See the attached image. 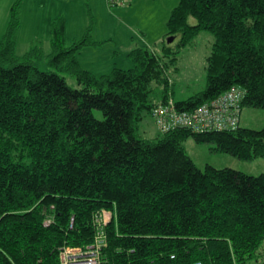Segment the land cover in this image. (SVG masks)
Masks as SVG:
<instances>
[{"label": "trees", "instance_id": "16d2710c", "mask_svg": "<svg viewBox=\"0 0 264 264\" xmlns=\"http://www.w3.org/2000/svg\"><path fill=\"white\" fill-rule=\"evenodd\" d=\"M20 5L13 3L0 35V264H59L62 246L92 240L101 210L113 213L105 226L107 264L256 261L264 242V174L199 169L183 142L192 138L251 161L264 158V126L176 128L140 138L138 123L172 97L167 68L201 31L214 38L206 85L176 107L193 109L238 86L242 108L264 110V0H179L158 42L131 49L132 67L99 77L76 58L101 44L91 39L90 12L85 33L69 45L63 19L52 22L53 70L42 71L34 43L16 53ZM153 83L162 99L150 103Z\"/></svg>", "mask_w": 264, "mask_h": 264}, {"label": "crops", "instance_id": "0c3cea01", "mask_svg": "<svg viewBox=\"0 0 264 264\" xmlns=\"http://www.w3.org/2000/svg\"><path fill=\"white\" fill-rule=\"evenodd\" d=\"M36 1L41 13L40 15L36 13L28 32L21 23L17 33L16 49L24 44H26L24 47L29 48L34 40H38L36 37L41 36L38 32L41 29L45 33L43 39L48 44L51 24L57 18L63 19L64 42L65 45H69L73 40L83 36L89 23L86 13L88 8L87 11L94 20L91 39L101 44L97 47L82 48L77 53V60L81 51L92 49L97 51V66H117L115 60L119 58L121 59L118 61L119 64H123L124 68H130L132 62L128 56L129 51L135 47H149L162 38L170 11L179 0H126L128 2L126 6L115 8L109 7L107 0ZM12 2L0 0V35L6 29Z\"/></svg>", "mask_w": 264, "mask_h": 264}, {"label": "rangeland", "instance_id": "374dc122", "mask_svg": "<svg viewBox=\"0 0 264 264\" xmlns=\"http://www.w3.org/2000/svg\"><path fill=\"white\" fill-rule=\"evenodd\" d=\"M12 5L16 0H12ZM38 2L36 0H21L19 10V28L23 23L24 30L28 32L32 21L36 17V13L40 15L41 11L38 9ZM87 6H85L86 8ZM88 8L86 13L88 14ZM22 19V20H21ZM94 22V20H93ZM191 24H195L196 21L193 18L189 19ZM93 25V24H92ZM86 30V29H85ZM41 36L36 39L33 43L41 49L42 58L36 62L37 67L42 71L53 70L48 66V57L51 53L50 44H46L43 37L45 36L44 31L41 29L38 31ZM85 33V32H84ZM82 37V36H81ZM214 38L213 35L208 31H201L193 40L192 44L184 48L174 64L167 68V75L171 80L170 95L174 101H181L192 94L202 91L206 85V58L209 55ZM20 45L16 49L18 56H22L28 51V46L24 47ZM174 45V44H173ZM30 47V45H29ZM94 49V48H93ZM77 56V55H76ZM97 51L87 49L81 51L79 54V62L83 68L88 70L94 76L99 77L112 71L114 67L120 69L124 68L123 64H119L118 61L121 59L117 58V66H97ZM110 67V68H109ZM132 67V65H131ZM65 77L67 84L71 88H78L79 85L75 77L62 73ZM171 97V98H172ZM169 98V97H168ZM162 99V87L158 84L151 85V92L149 102H158ZM93 114L96 118L102 119V113L98 110H94ZM139 130L138 135L140 138H153L157 135V130L154 126L150 115L143 114L142 120L138 123ZM240 126L243 128H249L259 130L264 126V110L252 107H243L240 116ZM183 146L187 154L194 161L195 165L199 169H204L207 165H210L217 169L230 168L241 171L247 175L257 176L264 174V158H257L251 161L240 160L232 155L225 153H214L211 151V144H198L192 138H188L183 142ZM249 264H264V242L259 248V255L256 261H251Z\"/></svg>", "mask_w": 264, "mask_h": 264}, {"label": "built area", "instance_id": "2783aa9c", "mask_svg": "<svg viewBox=\"0 0 264 264\" xmlns=\"http://www.w3.org/2000/svg\"><path fill=\"white\" fill-rule=\"evenodd\" d=\"M107 3L109 7L115 8L124 7L128 2L107 0ZM243 96L244 90L234 86L193 109L178 108L176 101L169 97L153 106L149 115L159 133L176 128H186L194 133L232 130L240 125ZM112 218V211L96 212L93 216L92 240L82 246H62L58 252L59 264H107L104 254L107 246L105 226ZM51 222L52 217H48L44 224Z\"/></svg>", "mask_w": 264, "mask_h": 264}]
</instances>
